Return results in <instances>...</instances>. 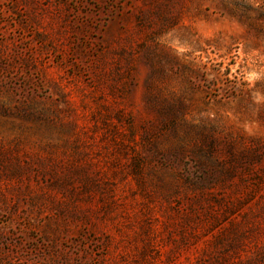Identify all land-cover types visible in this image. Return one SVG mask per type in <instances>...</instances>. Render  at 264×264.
<instances>
[{
  "label": "rangeland",
  "instance_id": "1",
  "mask_svg": "<svg viewBox=\"0 0 264 264\" xmlns=\"http://www.w3.org/2000/svg\"><path fill=\"white\" fill-rule=\"evenodd\" d=\"M0 264H264V0H0Z\"/></svg>",
  "mask_w": 264,
  "mask_h": 264
}]
</instances>
